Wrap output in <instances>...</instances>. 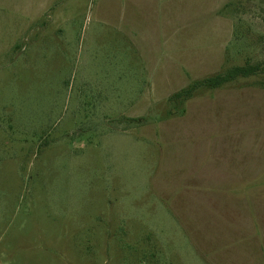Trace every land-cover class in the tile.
<instances>
[{"label":"rangeland","instance_id":"obj_1","mask_svg":"<svg viewBox=\"0 0 264 264\" xmlns=\"http://www.w3.org/2000/svg\"><path fill=\"white\" fill-rule=\"evenodd\" d=\"M264 0H0V264H264Z\"/></svg>","mask_w":264,"mask_h":264},{"label":"trees","instance_id":"obj_2","mask_svg":"<svg viewBox=\"0 0 264 264\" xmlns=\"http://www.w3.org/2000/svg\"><path fill=\"white\" fill-rule=\"evenodd\" d=\"M259 75H264V62L256 64L246 63L243 66H234L223 73H219L203 80L194 81L187 88L173 95L170 98V101L182 105L193 98L195 93L202 89L217 90L237 81L247 80Z\"/></svg>","mask_w":264,"mask_h":264}]
</instances>
